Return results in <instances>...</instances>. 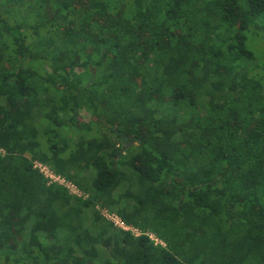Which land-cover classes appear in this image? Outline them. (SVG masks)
<instances>
[{"label":"trees","instance_id":"obj_1","mask_svg":"<svg viewBox=\"0 0 264 264\" xmlns=\"http://www.w3.org/2000/svg\"><path fill=\"white\" fill-rule=\"evenodd\" d=\"M0 149V264H264V0H0Z\"/></svg>","mask_w":264,"mask_h":264},{"label":"built area","instance_id":"obj_2","mask_svg":"<svg viewBox=\"0 0 264 264\" xmlns=\"http://www.w3.org/2000/svg\"><path fill=\"white\" fill-rule=\"evenodd\" d=\"M0 153H4V151L2 149H0ZM33 166L34 168L38 169L43 175L44 177L47 179V182L50 183H57L63 187H65L69 193L77 195V196H83L84 193L76 186V184L74 182H72L71 180L65 178L64 176L55 173L48 165L43 164L37 160L33 161ZM101 214L107 218L108 220L112 221L113 224L118 227L121 228L123 230H128L130 231L134 236H139L141 234V232L139 231V229L127 225L115 212H110L107 209H101ZM146 235H148V237L155 243V244H159L161 246H165V242L163 240H161L160 238H158L157 236H155L153 233L147 232Z\"/></svg>","mask_w":264,"mask_h":264},{"label":"rangeland","instance_id":"obj_3","mask_svg":"<svg viewBox=\"0 0 264 264\" xmlns=\"http://www.w3.org/2000/svg\"><path fill=\"white\" fill-rule=\"evenodd\" d=\"M48 2H50L51 0H47ZM51 12V10H47V14L49 15V13Z\"/></svg>","mask_w":264,"mask_h":264}]
</instances>
